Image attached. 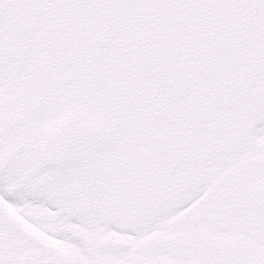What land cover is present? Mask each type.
<instances>
[{
    "label": "snow or ice",
    "instance_id": "snow-or-ice-1",
    "mask_svg": "<svg viewBox=\"0 0 264 264\" xmlns=\"http://www.w3.org/2000/svg\"><path fill=\"white\" fill-rule=\"evenodd\" d=\"M0 264H264V0H0Z\"/></svg>",
    "mask_w": 264,
    "mask_h": 264
}]
</instances>
